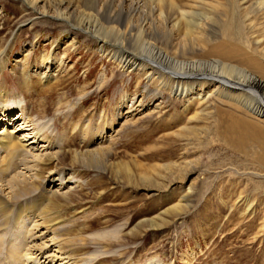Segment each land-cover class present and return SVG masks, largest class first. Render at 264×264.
Instances as JSON below:
<instances>
[{"label": "rangeland", "instance_id": "obj_1", "mask_svg": "<svg viewBox=\"0 0 264 264\" xmlns=\"http://www.w3.org/2000/svg\"><path fill=\"white\" fill-rule=\"evenodd\" d=\"M96 2L115 12L116 0ZM36 16L20 1L0 0V50L7 57L1 103L9 109L0 115V130L13 131L34 154L59 152V160L39 166L37 194L18 201L31 206L22 224L0 231V264H50L45 256L57 246L76 255L78 264H264V171L256 164V146L227 145L214 129L198 141L186 136L183 128L195 127L193 121L185 125L192 111L182 117V102L158 94L157 81L120 68L110 47L100 53L83 33ZM43 56L63 62L46 83L39 80ZM130 106L137 112L123 124ZM22 108L30 109L27 128ZM35 126L52 145L32 142ZM97 150L96 158L82 157ZM1 157L0 149L5 169ZM71 171L76 178L66 183L69 196L46 200L45 191L63 192ZM15 172L1 175V182ZM48 203L57 207L45 209ZM36 212L54 223L33 229ZM41 244L43 255L33 251Z\"/></svg>", "mask_w": 264, "mask_h": 264}, {"label": "bare ground", "instance_id": "obj_2", "mask_svg": "<svg viewBox=\"0 0 264 264\" xmlns=\"http://www.w3.org/2000/svg\"><path fill=\"white\" fill-rule=\"evenodd\" d=\"M16 1L32 10L36 17L52 18L70 31L83 33L100 45V53H105L106 47H110L115 51L114 60L120 68L136 70L140 74L143 72L148 80L152 79L151 82L157 81L155 90L158 94L164 91L175 101L182 102V117L192 111L185 125L193 121L195 127L185 126L183 129L189 132L186 136L198 141L208 129H214L222 133L221 138L227 145L256 146V164L264 171V0H116L115 12H110L111 7L98 5L96 0ZM106 2L108 0H104ZM4 53L0 50V74L7 58ZM29 56L27 51L22 60ZM40 63L45 65V71L40 73L41 83L56 79L54 71L63 68L61 57L43 56ZM4 94L0 90L2 116L9 115V109L5 108L4 112L5 105L1 103L5 99ZM211 103L214 106L210 109ZM41 107L37 106L39 113ZM155 107H159L158 104ZM137 108L129 107L123 124L132 119ZM20 111L23 128H27L32 123L30 109L22 108ZM197 124L200 125L196 128ZM8 130H0L1 159L7 162V168H0V176L12 169L16 172L6 183L0 179V231L8 223L22 224L31 206H19L18 201L23 195L37 194L34 180L38 178L36 172L39 166L49 167L59 160V152L56 151L52 153L42 149V152L32 153L21 137ZM32 130L35 131L32 142L40 140L52 145L51 137L42 127L35 126ZM98 154V150L86 152L82 157L93 159ZM31 171L34 174L29 175ZM53 174L55 171L51 170L50 178ZM66 175L63 192L55 188L45 191L46 200L56 195L64 199L69 196L71 189L66 183L76 177L73 171ZM191 189L189 186L186 191ZM11 202L15 207L11 206ZM54 206L57 207L48 203L45 209ZM38 215L36 212L33 229L54 223V220L48 223L41 221L42 217ZM60 224L67 227L69 223ZM33 249L40 255L45 254L44 244ZM56 249V252L45 256L50 264L53 259L60 264L79 263L76 255L63 252L59 246ZM88 261L92 264L93 260Z\"/></svg>", "mask_w": 264, "mask_h": 264}]
</instances>
